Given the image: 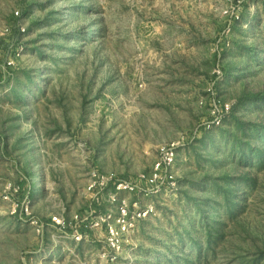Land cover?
<instances>
[{"label": "rangeland", "instance_id": "374dc122", "mask_svg": "<svg viewBox=\"0 0 264 264\" xmlns=\"http://www.w3.org/2000/svg\"><path fill=\"white\" fill-rule=\"evenodd\" d=\"M226 4L0 0V264H264V0L228 30ZM211 91L231 109L200 130ZM181 135L177 195L112 260L52 225L92 167L133 177Z\"/></svg>", "mask_w": 264, "mask_h": 264}, {"label": "built area", "instance_id": "2783aa9c", "mask_svg": "<svg viewBox=\"0 0 264 264\" xmlns=\"http://www.w3.org/2000/svg\"><path fill=\"white\" fill-rule=\"evenodd\" d=\"M243 1L226 0L223 13L228 23L225 29L228 30L229 25L239 19ZM6 32L8 28H0V35ZM11 62L8 61L7 64ZM213 71L217 78L222 74L218 64ZM230 109L229 102L215 97L214 91H211L210 118L202 121L199 125L200 130L207 131L221 125ZM187 141L188 136L181 135L177 139L162 143L157 148L149 169L133 177H123L114 171L92 167L86 175L83 189L86 198L85 209L73 214L69 219L53 215L50 222L62 232L70 230L71 236L76 240L85 239L86 230L91 231L99 236L103 248L109 251L108 259L112 260L113 253L123 250L132 243L131 236L138 223L156 214L158 199L177 195L178 180L175 167L177 155ZM33 223L37 224L36 221Z\"/></svg>", "mask_w": 264, "mask_h": 264}]
</instances>
